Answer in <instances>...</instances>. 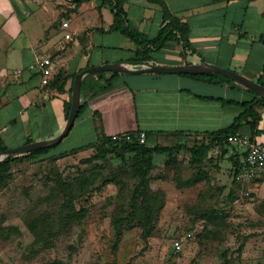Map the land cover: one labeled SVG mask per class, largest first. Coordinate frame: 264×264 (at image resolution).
<instances>
[{
  "label": "crops",
  "instance_id": "0c3cea01",
  "mask_svg": "<svg viewBox=\"0 0 264 264\" xmlns=\"http://www.w3.org/2000/svg\"><path fill=\"white\" fill-rule=\"evenodd\" d=\"M172 14L189 27L193 51L169 40L149 52L150 60L132 63L138 46L110 30L113 11L108 2L89 0L74 8L72 0H0V142L6 149L51 139L63 130L64 102L72 99L73 75L106 63L141 69L146 63L176 66L205 62L233 70L258 82L264 80V0H163ZM129 26L153 38L162 24L160 8L148 0L124 4ZM67 21L68 26L62 27ZM65 33L70 38L64 37ZM41 55L49 58L52 72L64 81L63 89L43 85L37 68ZM20 69L19 74L14 71ZM87 73L80 87L83 111L68 134L48 154L66 152L98 138L96 121L107 136L146 133L148 145H193L228 126L240 108L233 102L254 94L234 81L211 83L184 74L155 72ZM253 139L264 144V105ZM240 133L248 134L243 126ZM201 139V140H200ZM69 146L60 148L65 141ZM199 140V142H198ZM218 173L230 171L244 160L243 150L230 144H213L205 152ZM159 164L166 156H153ZM217 174L219 178L221 175ZM224 176V175H223ZM255 179L245 181L256 182Z\"/></svg>",
  "mask_w": 264,
  "mask_h": 264
},
{
  "label": "rangeland",
  "instance_id": "374dc122",
  "mask_svg": "<svg viewBox=\"0 0 264 264\" xmlns=\"http://www.w3.org/2000/svg\"><path fill=\"white\" fill-rule=\"evenodd\" d=\"M121 138L130 141L129 136L114 140ZM96 153V147H90L55 160L40 156L11 164L6 184L0 186V227L9 228L8 237L0 239V264H264V180L247 183L235 177L233 183V169L219 172L218 178L214 159L205 158L209 180L179 188L175 180L196 172L189 165V153L182 150L175 163L165 164L164 159L151 171V187L165 193L152 236L144 243L136 223H122L114 247L111 215L120 202L128 210L136 179L126 174L124 165L132 163L135 153L118 146L104 158L86 161ZM56 180L89 182L75 201L84 215L70 231L36 251L24 219L57 207L61 193L55 191Z\"/></svg>",
  "mask_w": 264,
  "mask_h": 264
},
{
  "label": "trees",
  "instance_id": "16d2710c",
  "mask_svg": "<svg viewBox=\"0 0 264 264\" xmlns=\"http://www.w3.org/2000/svg\"><path fill=\"white\" fill-rule=\"evenodd\" d=\"M74 8L79 6L82 2L89 0H72ZM108 2L113 11V23L110 26V30L117 31L131 41H133L138 48L135 51L134 56L130 59L132 63H142L149 61L151 58L149 52L159 49L166 41L174 40L182 45L183 52L193 51V48L189 41V27L181 21L180 18L170 12L166 3L163 0H148L156 4L162 12V24L156 35L153 38H147L142 32L131 28L127 22L126 11L124 4L128 0H102ZM213 2H222L229 0H212ZM264 41V40H263ZM102 76L104 72L97 73ZM116 72H112L111 76L107 78L106 85L112 82L113 76ZM192 77H197L211 83H221L223 81H232L228 77L219 73L210 74H184ZM75 75H73L74 77ZM258 83L264 85V80L258 79ZM64 81H62L60 73H57L54 78L48 82V86L56 87L58 90H62ZM254 96L246 101L233 102L240 108L238 115L234 117L232 122L221 129L207 134L203 140L193 145H186L184 143H178L174 146H162L153 145L150 146L145 141L139 143L137 134H130V141L114 140L112 136L105 135L100 129L97 122V114L94 119L96 121V129L98 130V138L95 142L75 148L66 152L58 154H48L49 149L52 146L36 149L30 152L11 155L2 161H0V186L6 184L5 176L8 175L11 164L25 159H33L36 157L44 156L50 160H55L58 156H62L68 153H73L79 150H83L90 147H96L97 153L92 155L90 159L86 161L90 162L92 159H101L110 152V148L115 150L120 146L122 151L134 152L135 157L131 164L125 163L126 174L136 179L135 184L129 194L127 200V211L125 210L124 203L120 202L117 205L116 210L111 215V224L116 229V242L114 247L117 246V240L119 239V225L127 222H134L140 229V238L147 242V239L152 236L156 229L158 217L161 209L165 204V193L162 189H153L151 187V171L155 167L153 159L154 154L161 153L166 156L165 164H173L177 160V155L180 151L186 150L189 153V165L195 169V174L185 180H175L176 185L180 188L183 186H194L201 181L209 180L207 172L203 169L205 164V152L213 144H229L227 137L241 131L243 126H246L249 135L253 139L254 135L259 131L257 129L260 115L256 110V105H264V98L257 96L252 90L247 88ZM72 91V90H71ZM71 106V99L64 102V112L67 118ZM85 102L80 103L78 115L83 111ZM125 136V135H122ZM120 136V137H122ZM6 147L1 145L0 151L5 150ZM43 158V157H42ZM243 166V162H237L233 171V180L235 183V177L240 173ZM112 182H117L115 179ZM89 182L83 180L79 183H73L67 180H56L55 191L61 193V200L56 204V208L41 209L24 219V222L30 232L34 236V244L37 246V250L47 248L52 244L53 240L58 236L70 231L72 226L83 217V211L77 208L75 201L78 200L80 195L87 190ZM9 235L8 227H0V239H5ZM244 246V241L239 245L237 252L241 253ZM48 264H63L58 260L51 261Z\"/></svg>",
  "mask_w": 264,
  "mask_h": 264
},
{
  "label": "water",
  "instance_id": "95a60500",
  "mask_svg": "<svg viewBox=\"0 0 264 264\" xmlns=\"http://www.w3.org/2000/svg\"><path fill=\"white\" fill-rule=\"evenodd\" d=\"M145 68L141 69H133L128 68L126 65L122 63H106L99 66H94L90 68H86L78 72L73 79V87H72V99L71 106L66 118V122L63 130L57 136L47 139L34 141L16 148H10L0 151V161L3 159L15 155L22 154L26 152H30L36 149L45 148L49 146H53L60 142V140L65 137L69 130L71 129L75 118L78 116L79 108H80V87L81 81L84 75L87 73L93 72H124V73H132V72H155V73H168V74H210V73H219L222 74L232 81L239 83L246 88L252 90L257 96L264 98V85L250 80L245 76L229 69L220 68L215 65H211L205 62L197 63V64H189L184 62L183 64L176 66H160L153 63H146Z\"/></svg>",
  "mask_w": 264,
  "mask_h": 264
},
{
  "label": "built area",
  "instance_id": "2783aa9c",
  "mask_svg": "<svg viewBox=\"0 0 264 264\" xmlns=\"http://www.w3.org/2000/svg\"><path fill=\"white\" fill-rule=\"evenodd\" d=\"M68 22L63 21L62 27H67ZM66 39L70 38L69 33H65ZM30 68H37L41 74V83L46 85L49 81V75L52 72V64L49 58L38 55L34 62L30 64ZM20 69L14 71L15 74H19ZM114 139L117 136H112ZM137 139L139 143L146 141V133L143 131L138 132ZM227 142L230 145L236 146L243 150L244 160L240 173L236 176L241 181H252L255 179H264V144L255 141L250 135L237 132L227 137ZM176 249H180L181 245L179 241L174 242Z\"/></svg>",
  "mask_w": 264,
  "mask_h": 264
}]
</instances>
